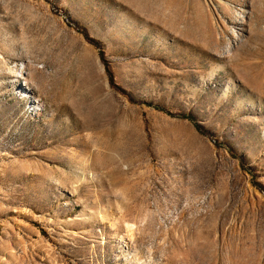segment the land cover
Returning <instances> with one entry per match:
<instances>
[{
  "label": "rangeland",
  "instance_id": "rangeland-1",
  "mask_svg": "<svg viewBox=\"0 0 264 264\" xmlns=\"http://www.w3.org/2000/svg\"><path fill=\"white\" fill-rule=\"evenodd\" d=\"M0 264H264V0H0Z\"/></svg>",
  "mask_w": 264,
  "mask_h": 264
},
{
  "label": "trees",
  "instance_id": "trees-1",
  "mask_svg": "<svg viewBox=\"0 0 264 264\" xmlns=\"http://www.w3.org/2000/svg\"><path fill=\"white\" fill-rule=\"evenodd\" d=\"M158 108V107H157ZM159 109V108H158ZM187 119L193 120L191 117H186Z\"/></svg>",
  "mask_w": 264,
  "mask_h": 264
}]
</instances>
